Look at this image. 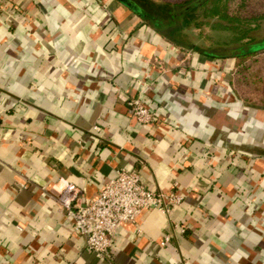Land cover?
Instances as JSON below:
<instances>
[{"label": "crops", "instance_id": "1", "mask_svg": "<svg viewBox=\"0 0 264 264\" xmlns=\"http://www.w3.org/2000/svg\"><path fill=\"white\" fill-rule=\"evenodd\" d=\"M224 60L116 0H0V264H106L57 197L73 183L86 203L120 168L184 197L119 226L113 264H264V114Z\"/></svg>", "mask_w": 264, "mask_h": 264}, {"label": "built area", "instance_id": "2", "mask_svg": "<svg viewBox=\"0 0 264 264\" xmlns=\"http://www.w3.org/2000/svg\"><path fill=\"white\" fill-rule=\"evenodd\" d=\"M127 104L139 124L150 125L156 120L140 96L129 97ZM93 129L98 131L100 127L95 125ZM78 192L73 183H67L57 202L70 220L72 229L83 237L85 248L106 264H113L110 256L112 237L119 226L135 222L143 209L168 212L184 197L180 192L148 188L136 170L125 168L117 169L90 201L79 202ZM175 227L181 226L176 224ZM180 230L184 231V228ZM169 238V234H165L160 245H165Z\"/></svg>", "mask_w": 264, "mask_h": 264}, {"label": "trees", "instance_id": "3", "mask_svg": "<svg viewBox=\"0 0 264 264\" xmlns=\"http://www.w3.org/2000/svg\"><path fill=\"white\" fill-rule=\"evenodd\" d=\"M140 10L144 24L153 28L168 42L199 54L204 60H224L254 53L248 52L249 46L257 44L264 47V38L254 42L252 31L264 23V12L250 16L233 13L230 4L234 0H131ZM245 0H242V2ZM215 20L214 28H223L234 33L230 42L221 48L205 47L189 39L190 29H197L202 35V27ZM229 44L234 45L229 47ZM234 60V59H233ZM231 69L228 75L231 76Z\"/></svg>", "mask_w": 264, "mask_h": 264}, {"label": "rangeland", "instance_id": "4", "mask_svg": "<svg viewBox=\"0 0 264 264\" xmlns=\"http://www.w3.org/2000/svg\"><path fill=\"white\" fill-rule=\"evenodd\" d=\"M233 13L250 16L264 12V0H234L230 4ZM215 20L202 27V35L197 36V29H190V40L198 42L205 47L221 48L223 43L230 42L234 33L223 28H214ZM254 42L264 38V23L261 27L252 31ZM234 45L229 44V47ZM234 59V60H233ZM224 68L231 69L228 84L237 99L254 107L257 114H264V47L254 53L241 57H228L222 61ZM261 109V110H260Z\"/></svg>", "mask_w": 264, "mask_h": 264}, {"label": "water", "instance_id": "5", "mask_svg": "<svg viewBox=\"0 0 264 264\" xmlns=\"http://www.w3.org/2000/svg\"><path fill=\"white\" fill-rule=\"evenodd\" d=\"M116 1L122 4L123 6L127 7L132 12L136 13L139 17H141L139 8L131 0H116ZM260 48H262V46H257V44H252L251 46H249L248 52H253Z\"/></svg>", "mask_w": 264, "mask_h": 264}, {"label": "flooded vegetation", "instance_id": "6", "mask_svg": "<svg viewBox=\"0 0 264 264\" xmlns=\"http://www.w3.org/2000/svg\"><path fill=\"white\" fill-rule=\"evenodd\" d=\"M258 119V118H257ZM260 120V119H259Z\"/></svg>", "mask_w": 264, "mask_h": 264}]
</instances>
